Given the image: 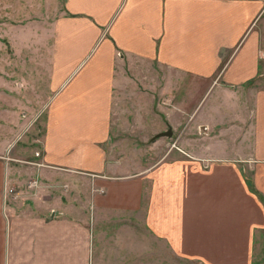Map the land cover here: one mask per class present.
<instances>
[{
  "label": "crops",
  "instance_id": "1",
  "mask_svg": "<svg viewBox=\"0 0 264 264\" xmlns=\"http://www.w3.org/2000/svg\"><path fill=\"white\" fill-rule=\"evenodd\" d=\"M48 1L53 63H77L50 73L33 168L0 161V264H264V0ZM130 84L178 145L144 165L114 139Z\"/></svg>",
  "mask_w": 264,
  "mask_h": 264
},
{
  "label": "rangeland",
  "instance_id": "2",
  "mask_svg": "<svg viewBox=\"0 0 264 264\" xmlns=\"http://www.w3.org/2000/svg\"><path fill=\"white\" fill-rule=\"evenodd\" d=\"M48 3V0H0V161L4 169L7 164L11 169L13 166L33 168L28 163L37 158L44 109L52 86L50 73L59 70L67 74L77 63L76 57L69 53L64 57L65 63H53L60 56L54 47L57 16L54 15V3ZM101 35L98 40L106 38V34ZM130 71L138 76L146 75L149 70L148 66L136 68L133 65ZM149 84L151 86L152 82ZM137 89L130 84L125 92H121L126 95L127 102L124 105L121 100L119 104V110L124 107L121 111L124 120L114 139L122 142L119 149L127 155L129 163L144 165L148 161L146 156L157 154L156 146L162 150L167 147L177 149L178 145L172 142V133L170 138H159L155 140L157 144H151L149 135L157 129L154 119L149 115L141 128L139 113L131 111L138 104L145 106L144 101L137 98ZM173 134L175 136L177 132ZM29 178L30 175L25 174L16 176L23 184L18 183L16 191H21L15 200L30 203L35 198L38 184L34 178ZM5 190L4 202H7L15 192L7 186Z\"/></svg>",
  "mask_w": 264,
  "mask_h": 264
},
{
  "label": "water",
  "instance_id": "3",
  "mask_svg": "<svg viewBox=\"0 0 264 264\" xmlns=\"http://www.w3.org/2000/svg\"><path fill=\"white\" fill-rule=\"evenodd\" d=\"M170 136H171V130H170V128H167L165 131L155 134L151 138V140L153 141V140H156L158 138H170Z\"/></svg>",
  "mask_w": 264,
  "mask_h": 264
}]
</instances>
